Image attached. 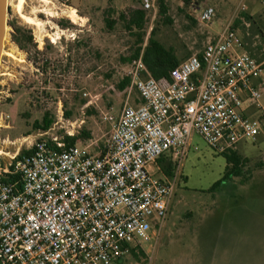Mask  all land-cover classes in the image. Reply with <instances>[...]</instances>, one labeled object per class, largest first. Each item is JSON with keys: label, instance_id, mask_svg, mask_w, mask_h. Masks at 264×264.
<instances>
[{"label": "built area", "instance_id": "obj_1", "mask_svg": "<svg viewBox=\"0 0 264 264\" xmlns=\"http://www.w3.org/2000/svg\"><path fill=\"white\" fill-rule=\"evenodd\" d=\"M135 1L149 32L158 0ZM214 16L213 7L203 6L196 22L207 25ZM231 26L160 81L141 53L131 60L125 92L135 91L138 101L125 98L115 115L101 111L109 126L103 144H67L74 132L56 136L50 128L28 144L29 154L17 158V149L0 164V264L117 262L161 227L192 134L220 155L264 137V60L246 51ZM58 113L61 119L60 106ZM3 127L11 125L0 112ZM18 141L6 136L0 145ZM161 156L172 164L170 175L157 164ZM150 164L160 177L148 172ZM8 176L17 179L4 182Z\"/></svg>", "mask_w": 264, "mask_h": 264}, {"label": "rangeland", "instance_id": "obj_2", "mask_svg": "<svg viewBox=\"0 0 264 264\" xmlns=\"http://www.w3.org/2000/svg\"><path fill=\"white\" fill-rule=\"evenodd\" d=\"M19 1L7 0L0 53V112L8 115L11 125L0 129V139L8 136L19 141L13 146L0 145V164L7 163V157L17 149L18 154L28 150V144L50 128L56 136L74 132L78 145L87 146L90 141L103 144L109 126L102 121L101 111L115 115L125 98L129 103L138 101L135 91L127 94L116 88L126 77L136 42L135 31L128 32L118 16L136 9V1L21 0L20 13L37 25L20 18L16 11ZM198 1L195 7L183 8L180 0H164L171 23L165 24L157 11L151 24L154 38L173 47L181 40L197 54L229 22L233 25L241 12H247L252 19L234 29L246 51L260 57L264 49L256 48L264 44L260 36L264 32V0ZM203 6L215 11L207 25L196 22ZM68 8L75 9L80 18L75 23L64 13ZM185 13L195 23L186 19ZM106 20L114 22L111 28ZM7 22L15 23L18 35ZM183 22L189 25L187 30ZM148 27L146 17L142 47L150 33ZM56 31L60 38L52 43ZM15 36H30L31 44L20 49ZM259 103L264 108V96ZM45 114L51 121L49 127L34 128ZM81 131L88 139L80 136ZM189 143L161 227L148 231V240L136 249L137 257L129 253L110 264H209L210 254L214 255L212 261L220 259V264H264V137L236 144L234 152L246 163L237 177L223 180L213 191L211 186L225 172L226 159L196 134ZM147 170L160 177L153 164ZM219 250L222 252L215 260Z\"/></svg>", "mask_w": 264, "mask_h": 264}, {"label": "trees", "instance_id": "obj_3", "mask_svg": "<svg viewBox=\"0 0 264 264\" xmlns=\"http://www.w3.org/2000/svg\"><path fill=\"white\" fill-rule=\"evenodd\" d=\"M183 8L184 7H195L200 1L198 0H180ZM167 7L164 3V0H158V15L163 17V22L165 24H170L171 20L168 16H166ZM119 19L124 22V28L128 31H135V48H133L132 54L129 56V61L138 57L141 53L142 61L149 73V75L156 81H160L161 79L165 78L169 71L173 69L177 64L181 61L176 56V50L172 47L165 46L162 42L158 41L154 38L155 32L154 29H151L149 36L143 45L144 41V27L146 24V14L140 9L128 10L127 13L121 12L119 14ZM189 18V17H188ZM252 17L247 12H241L238 18L234 21L233 25L231 26L233 29L234 27L238 26V24L242 23L243 21H250ZM193 23L195 21L192 19ZM113 21L106 20V26L111 28L113 25ZM9 27L15 32V35L19 33V28L15 25L14 22H7ZM260 32V31H259ZM260 36H262V41H264V32H260ZM15 43L19 46L20 49H25L27 45L31 44V37H23L18 38L15 36L14 39ZM264 49V44L262 47H257L256 50L260 51ZM250 54V53H249ZM251 55V54H250ZM252 56V55H251ZM253 57V56H252ZM254 58V57H253ZM257 61L264 60V51L261 52L260 57L254 58ZM129 85V79L127 77L122 78V80L116 85L118 91H122L125 93L127 87ZM51 121L48 119L47 114L42 117L40 123L35 122L33 127L46 129L49 127ZM80 136L87 138L88 134L84 131H81ZM78 136L74 137H67L65 142L67 144H75ZM88 139V138H87ZM31 152L30 149L24 150L17 155V158H20L23 155H27ZM225 157L227 166L225 167V172L222 178L216 181L210 188V191L216 189L219 184L229 178L230 176L237 177L240 174L241 167L244 166L246 163V159L240 158L235 152L230 151L225 154H221ZM157 164L161 166V171L165 175H170L171 171L173 170L172 164L165 156H161L157 160ZM17 179V176H8L6 179L4 178V182H13ZM213 189V190H212ZM138 245L128 246V253L134 257L136 256V249ZM119 261V260H118Z\"/></svg>", "mask_w": 264, "mask_h": 264}, {"label": "crops", "instance_id": "obj_4", "mask_svg": "<svg viewBox=\"0 0 264 264\" xmlns=\"http://www.w3.org/2000/svg\"><path fill=\"white\" fill-rule=\"evenodd\" d=\"M138 5V4H137ZM136 9H139V6L136 8ZM184 17L187 19L189 16H187V14L185 13L184 14ZM196 17V16H195ZM189 19H191V21H192V18H190L189 17ZM193 22V21H192ZM191 22V23H192ZM182 25H184V28L187 30V28H188V24H186L185 25V22H183V24ZM181 41V40H180ZM179 40H177V47H173V46H167V47H172V48H174L175 50H176V56H177V58H179L181 61L182 60H184V59H186L187 57H189L190 55H192L193 53H192V51H190V46L188 47V45H186V44H183L182 42H180ZM205 45V44H204ZM204 45L202 46V49H203V47H204ZM201 49V50H202ZM201 50H200V52H201ZM199 53V52H198ZM262 107V106H261ZM245 108H246V110H247V112L251 115V116H255L256 115V113H254V110H253V108L252 107H250L247 103H245ZM226 248H224V250H225ZM222 250V249H221ZM221 250H219V251H216L215 252V255H216V257H215V260H216V258H217V255L219 254V253H221L222 251ZM224 252V251H223ZM212 257H214V255L213 254H210V255H208V259H209V264H220V259L218 260L217 259V262H214V261H212Z\"/></svg>", "mask_w": 264, "mask_h": 264}, {"label": "bare ground", "instance_id": "obj_5", "mask_svg": "<svg viewBox=\"0 0 264 264\" xmlns=\"http://www.w3.org/2000/svg\"><path fill=\"white\" fill-rule=\"evenodd\" d=\"M6 4H7V2H6ZM20 7H21V0L18 2V4H17V6H16V11H18V13H19V16H20V18L21 19H23L25 22H27L28 24H33V25H35L36 24V22L34 21V19L33 18H30V17H28V16H25V15H23L22 13H20ZM33 12H35V11H33ZM65 13V15H67V18H69L73 23H75V20L77 19L78 20V15L76 14V11H75V9H73V8H68V11H66V12H64ZM80 19V18H79ZM37 25V24H36ZM5 34V33H4ZM60 34L56 31V32H54V34H52V36H51V41H52V43H55V41L57 40V39H59L60 38V36H59ZM2 52V51H1ZM2 154V152L0 151V155Z\"/></svg>", "mask_w": 264, "mask_h": 264}, {"label": "water", "instance_id": "obj_6", "mask_svg": "<svg viewBox=\"0 0 264 264\" xmlns=\"http://www.w3.org/2000/svg\"><path fill=\"white\" fill-rule=\"evenodd\" d=\"M7 0H0V53H1V45L2 38L5 30L6 23V13H7Z\"/></svg>", "mask_w": 264, "mask_h": 264}]
</instances>
